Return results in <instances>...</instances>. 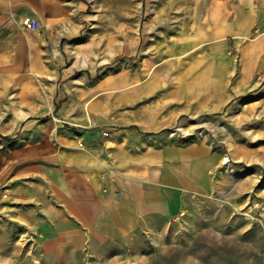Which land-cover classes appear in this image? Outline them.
<instances>
[{
  "label": "crops",
  "instance_id": "1",
  "mask_svg": "<svg viewBox=\"0 0 264 264\" xmlns=\"http://www.w3.org/2000/svg\"><path fill=\"white\" fill-rule=\"evenodd\" d=\"M178 4L169 21L149 15L131 63L55 90L73 128L37 141L2 184L0 238L20 243L23 260L126 264L180 227L227 228L223 239L247 251L242 264H264V236L251 248L253 226L264 224L245 213L258 180L229 173L226 152L209 141L172 135L240 105L245 117L258 105L264 115V0ZM85 9L82 0H0V43L20 42L22 25L37 21L44 51L82 34Z\"/></svg>",
  "mask_w": 264,
  "mask_h": 264
},
{
  "label": "rangeland",
  "instance_id": "2",
  "mask_svg": "<svg viewBox=\"0 0 264 264\" xmlns=\"http://www.w3.org/2000/svg\"><path fill=\"white\" fill-rule=\"evenodd\" d=\"M82 1L86 9L80 13L84 15L80 36L64 42L55 40L54 44H45L42 51L36 49L41 48V29L33 32L22 25L20 42L0 43V197L5 178L19 170L20 157L33 152L37 141L51 140L55 132L60 138L65 137L73 128L70 123L74 120L58 115L63 102L53 100L55 90H62L69 78L77 79L87 73L91 79L99 72L114 73L119 63H131L143 32L149 28V15L164 18L167 14L169 21L170 15L179 14L181 7L180 0ZM188 7H195V0H188ZM257 108L246 117L245 107L240 105L230 116L187 120L172 135L209 141L226 152L225 169L229 173L256 178L245 213L248 221L263 226L264 115L259 114V105ZM186 232L179 227L157 236L161 239L156 244H146L145 251L131 252L132 260L126 264H242L239 254L247 253L242 243L223 239L228 235L227 228H213L201 234ZM252 233L254 249L258 247L255 242L264 236L263 227L253 226ZM4 241L10 242L11 238H0V264H56L51 259L35 260L32 254L23 260L19 255L21 244L5 245ZM115 246L109 250L115 251ZM243 258L241 255L239 259Z\"/></svg>",
  "mask_w": 264,
  "mask_h": 264
},
{
  "label": "built area",
  "instance_id": "3",
  "mask_svg": "<svg viewBox=\"0 0 264 264\" xmlns=\"http://www.w3.org/2000/svg\"><path fill=\"white\" fill-rule=\"evenodd\" d=\"M25 25H26V28H28L30 31L37 32L40 30V23L37 21H29Z\"/></svg>",
  "mask_w": 264,
  "mask_h": 264
}]
</instances>
